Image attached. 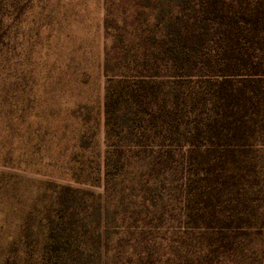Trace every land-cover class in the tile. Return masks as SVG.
<instances>
[{
	"label": "trees",
	"instance_id": "trees-1",
	"mask_svg": "<svg viewBox=\"0 0 264 264\" xmlns=\"http://www.w3.org/2000/svg\"><path fill=\"white\" fill-rule=\"evenodd\" d=\"M160 5L166 70L105 67L102 190L80 167L50 237L96 264H264V0Z\"/></svg>",
	"mask_w": 264,
	"mask_h": 264
},
{
	"label": "rangeland",
	"instance_id": "rangeland-1",
	"mask_svg": "<svg viewBox=\"0 0 264 264\" xmlns=\"http://www.w3.org/2000/svg\"><path fill=\"white\" fill-rule=\"evenodd\" d=\"M160 4L12 0L0 48V264H96L50 237L56 191L77 185L80 167L97 182L80 186L102 190L105 67L165 72L150 46Z\"/></svg>",
	"mask_w": 264,
	"mask_h": 264
}]
</instances>
